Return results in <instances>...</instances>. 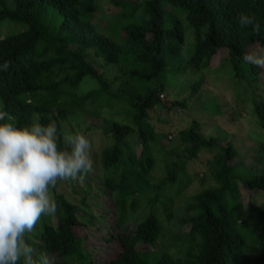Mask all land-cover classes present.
<instances>
[{
	"label": "trees",
	"instance_id": "1",
	"mask_svg": "<svg viewBox=\"0 0 264 264\" xmlns=\"http://www.w3.org/2000/svg\"><path fill=\"white\" fill-rule=\"evenodd\" d=\"M112 3L122 12L113 35L107 36L95 23L98 0H0V64L11 62L8 71L0 70V111L9 113L0 123L24 127L34 120L43 125L54 121L65 135V122L89 106L120 105L131 117V124L115 120L109 124L113 143L101 154L103 175L99 184L90 183L113 204L114 215L90 213L82 218L80 205L55 188L56 222L42 217L36 243L31 242L33 235L27 242L46 252L54 264H180L164 250L145 249L162 240L173 216V197L163 196L167 189L180 195L192 183L189 163L210 152L215 153L211 164L218 186L191 199L183 221L191 228L180 237L188 248L189 263L251 264L257 249L256 264H264V218L241 201L242 186L264 192V170L256 174L240 166L236 144L220 146L216 139L204 138L198 120L180 134L182 160H165L162 182L153 186L155 197L145 203L127 197L153 179L161 144L152 113L164 121L160 96L177 88L175 75L186 65L204 70L213 68L216 60L228 64L233 77L252 92L251 109L264 131V97L257 95L264 91V68L242 59L245 53L264 48V0ZM241 13L255 17L258 32L237 23ZM10 24L18 28L1 37ZM109 67L119 68L124 77L116 94L105 78ZM90 81L97 87L81 93ZM202 85L203 80L193 84V93ZM174 105L186 107V103ZM260 150L264 152V144ZM81 203L85 206L86 198ZM136 210L145 211V217L134 215V230L124 231Z\"/></svg>",
	"mask_w": 264,
	"mask_h": 264
},
{
	"label": "rangeland",
	"instance_id": "2",
	"mask_svg": "<svg viewBox=\"0 0 264 264\" xmlns=\"http://www.w3.org/2000/svg\"><path fill=\"white\" fill-rule=\"evenodd\" d=\"M121 12L122 10L116 7L112 0H98V11L95 19L98 32L112 36L113 27L118 23L116 18ZM16 28L18 27L10 24L2 30L1 37ZM258 49L264 48H256L255 50ZM105 71V78L112 83L111 92L116 94L119 92L124 77L117 67H109ZM175 76L177 88L168 89L160 96L165 104L162 110L164 121H158L157 115L152 113V123L156 126L161 144L157 154L158 166L153 170L151 174L153 179L150 182H144L134 191L127 193L130 201L132 199V201L145 203L148 202L149 198L155 197L156 193L153 186L162 182L165 160L169 158L178 162L184 157V146L181 144L180 134L191 126L193 120H198L201 123V133L204 138H214L220 146H226L230 141L234 142L239 149L240 156L237 162L240 166H248L256 174H261L264 170V152L260 150L261 144H264V131L251 109L252 92L233 77L229 65H224L219 60L215 61V65L211 69L200 70L194 65H186ZM200 80H203L201 89L193 93L192 85ZM96 87L97 83L90 81L83 86L81 93H87ZM257 95L263 98L264 91H259ZM176 102L186 103V107L175 106ZM113 120L131 124V117L125 108L116 105L112 109L89 106L86 111L71 115L64 125L65 135L82 133L90 139L92 144L91 158L94 164V172L81 182L63 181L58 182L56 186V190L65 194L72 202L80 205V217L82 218L90 217V213L97 215L105 213L110 217L114 215L113 204L108 202L106 197L94 191L92 184L90 185L91 182H97L103 175L101 154L104 148L113 143L112 138L108 135L109 124ZM214 155L215 153L207 152L197 161L189 163L187 172L192 183L180 195L175 197V192L167 189L163 196L167 199L173 197V216L162 240L155 246L147 247L146 252L157 253L164 250L173 255L180 264H190L187 257L188 248L183 244L180 237L185 236L191 227L183 221L190 213L188 210L192 203L191 199L206 189L218 186L211 164ZM97 183L99 184V182ZM241 192L242 203L247 208L253 209L255 215L264 218V192L248 191L243 186ZM83 198H86L87 204L85 206L81 203ZM140 213L139 210L133 212L132 220L125 225L124 231L132 232L134 230L136 219L134 215ZM145 215L144 211L140 217H145ZM46 218L56 222V214ZM39 224L37 232L33 234L34 237L39 233ZM258 226V234L262 235L261 222L258 223ZM37 239L35 237L31 242L35 244ZM36 250L39 252L38 249ZM193 250L195 249L193 248ZM256 251L257 249L252 257L250 256L251 264L257 262Z\"/></svg>",
	"mask_w": 264,
	"mask_h": 264
},
{
	"label": "clouds",
	"instance_id": "3",
	"mask_svg": "<svg viewBox=\"0 0 264 264\" xmlns=\"http://www.w3.org/2000/svg\"><path fill=\"white\" fill-rule=\"evenodd\" d=\"M237 23L259 31L253 15L241 13ZM242 59L264 68V49L249 51ZM10 65L6 60L0 70L6 72ZM7 117V111H0V121ZM91 149L86 135H64L54 121L43 125L34 120L24 127L0 123V264H54L27 241L42 217L57 213L51 190L58 182H81L94 172Z\"/></svg>",
	"mask_w": 264,
	"mask_h": 264
}]
</instances>
